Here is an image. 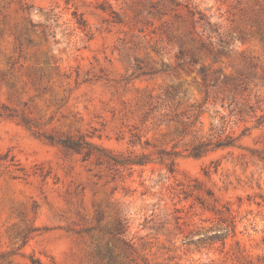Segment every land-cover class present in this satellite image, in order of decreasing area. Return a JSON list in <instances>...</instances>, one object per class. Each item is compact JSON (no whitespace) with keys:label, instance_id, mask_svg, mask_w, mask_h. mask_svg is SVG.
Instances as JSON below:
<instances>
[{"label":"rangeland","instance_id":"obj_1","mask_svg":"<svg viewBox=\"0 0 264 264\" xmlns=\"http://www.w3.org/2000/svg\"><path fill=\"white\" fill-rule=\"evenodd\" d=\"M0 264H264V0H0Z\"/></svg>","mask_w":264,"mask_h":264}]
</instances>
